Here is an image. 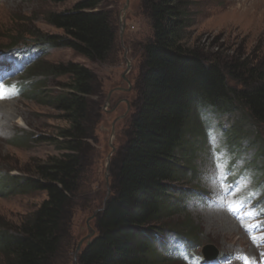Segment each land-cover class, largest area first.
Segmentation results:
<instances>
[{
    "label": "trees",
    "instance_id": "1",
    "mask_svg": "<svg viewBox=\"0 0 264 264\" xmlns=\"http://www.w3.org/2000/svg\"><path fill=\"white\" fill-rule=\"evenodd\" d=\"M192 2L141 0L153 36L143 47L135 114L127 140L117 152L112 194L95 216L96 235L77 256L78 264H173L160 250L167 234L173 231L188 247L196 246L200 235L188 223L168 230L161 222L183 210L179 203L187 194L173 184L195 173L196 144H204L202 130L208 128L199 115L210 112L215 117L238 111L257 129L264 127V64L235 57L212 58L187 46L185 30ZM101 4V0H79L71 10L49 13L45 21L62 33L36 34L27 44L71 50L104 62L115 46L116 33L110 13ZM30 73L66 78L59 94L45 98L68 127L54 141L60 156L35 164L29 176L0 174V195H46L16 229L0 228V264H49L57 254L64 214L78 189L87 140L94 74L71 62L50 67L38 64ZM25 87L33 98L44 94L41 82ZM257 131L251 141L252 171L264 184V168L255 165L264 159V139ZM225 134L230 151L244 149L242 125ZM176 197L180 200L170 201Z\"/></svg>",
    "mask_w": 264,
    "mask_h": 264
},
{
    "label": "rangeland",
    "instance_id": "2",
    "mask_svg": "<svg viewBox=\"0 0 264 264\" xmlns=\"http://www.w3.org/2000/svg\"><path fill=\"white\" fill-rule=\"evenodd\" d=\"M78 1L0 0V60L12 57L16 69L10 77H4L3 83L7 86L6 92H11L14 85L17 93L11 99L0 101V174L29 176L35 164L61 154L54 141L68 124L59 112L47 104L45 97L59 94V85L66 82V78L34 76L30 73L33 68L38 64L50 67L71 62L84 66L95 76L78 189L64 214L58 252L49 264H78L77 256L96 235L95 216L112 194V172L117 162V152L127 140L129 125L135 114L143 47L153 36L150 19L141 0H101L102 8L110 13L116 33L115 46L104 62L88 60L71 50L46 46L41 53L35 52V56L30 58H22L20 52L15 56V53L5 51L12 48L13 42L28 45L27 42L36 34L60 35L62 32L47 24L46 16L71 10ZM261 5H264V0H193L185 30L187 46L212 58L235 57L264 64V8ZM30 45L32 48L37 46L31 42ZM35 82L42 83L44 94L33 98L25 86ZM213 124H221V127L210 134L203 145L206 150L193 160L196 173L192 172L187 178L183 177L173 184L189 194L181 200L179 197L170 199L181 201L182 212L161 222L166 224L168 230L188 223L200 234L193 253L213 255L220 251L230 257L225 261L233 263L238 252L251 253L249 241L229 211L234 208L226 205L234 203L239 209L245 208L248 217L251 207L252 220L264 218L263 207H256L264 201V192L263 196L254 195L253 204H247L249 191L254 185L246 177L248 183L240 190L242 183L238 181V168L242 162L245 166L253 165L250 162L254 158L251 141L257 130L264 139V127L257 129L238 111L218 115ZM238 125L243 126L245 134L240 142L245 148L238 151L240 161L229 169V156L221 139L227 141L225 131H232ZM213 139L218 143L214 145ZM196 146L199 147L198 144ZM218 160L228 171L227 175L232 174L235 180L229 184L226 175L223 184L225 199L221 202V189L214 188L208 179ZM256 164L258 168H264V159H258ZM262 179L258 176L259 181ZM45 199L46 195L42 192L0 195V228L16 229ZM218 218L226 222H218ZM173 241L171 238L172 245ZM177 247L173 264H186L179 254L181 248Z\"/></svg>",
    "mask_w": 264,
    "mask_h": 264
},
{
    "label": "snow or ice",
    "instance_id": "3",
    "mask_svg": "<svg viewBox=\"0 0 264 264\" xmlns=\"http://www.w3.org/2000/svg\"><path fill=\"white\" fill-rule=\"evenodd\" d=\"M3 79L4 76L3 74H0V100H5V99H11L12 96L16 95V91H15V86H11L12 87V91L11 92H6V85L3 83ZM216 143H218V141L216 139H213V144L215 145ZM228 173L225 170V167L223 164H221L219 162V160L217 161V164L215 166V169L213 170L212 175H210L208 177L210 183L213 185L214 188H220L221 189V195H220V200L223 201L225 199V195L223 194V184L225 182V177ZM252 195H255V193H252ZM229 211H231V209H229ZM254 215H258L255 214ZM246 231H248L250 234L254 231H264V224H257L253 229H245ZM262 240H264V237H261ZM253 243L256 244V239L255 237H252ZM259 246V245H257ZM184 259L187 260H191L192 264H199V261L197 258H191L188 257L186 253H179ZM261 264H264V253H261ZM234 259L236 260H242L243 264H256L255 259H249L247 257H240V256H236L234 257Z\"/></svg>",
    "mask_w": 264,
    "mask_h": 264
},
{
    "label": "water",
    "instance_id": "4",
    "mask_svg": "<svg viewBox=\"0 0 264 264\" xmlns=\"http://www.w3.org/2000/svg\"><path fill=\"white\" fill-rule=\"evenodd\" d=\"M128 69H129V66H128ZM128 69H127V70H128ZM124 79H125V78H124ZM213 257H214V255H206V256H205L206 259H211V258H213Z\"/></svg>",
    "mask_w": 264,
    "mask_h": 264
},
{
    "label": "bare ground",
    "instance_id": "5",
    "mask_svg": "<svg viewBox=\"0 0 264 264\" xmlns=\"http://www.w3.org/2000/svg\"><path fill=\"white\" fill-rule=\"evenodd\" d=\"M261 6L264 8V5H261ZM223 216H224V215H223ZM226 217H227V216H226ZM217 220H218V222H226V220L223 219V218H222V219H219V218H218Z\"/></svg>",
    "mask_w": 264,
    "mask_h": 264
},
{
    "label": "flooded vegetation",
    "instance_id": "6",
    "mask_svg": "<svg viewBox=\"0 0 264 264\" xmlns=\"http://www.w3.org/2000/svg\"><path fill=\"white\" fill-rule=\"evenodd\" d=\"M123 80L126 81V80L124 79V77H123Z\"/></svg>",
    "mask_w": 264,
    "mask_h": 264
}]
</instances>
